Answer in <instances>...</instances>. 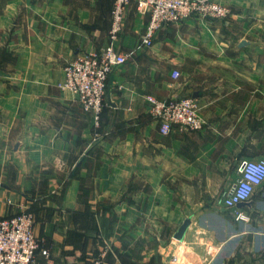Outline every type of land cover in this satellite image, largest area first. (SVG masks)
Listing matches in <instances>:
<instances>
[{
    "label": "crops",
    "instance_id": "obj_1",
    "mask_svg": "<svg viewBox=\"0 0 264 264\" xmlns=\"http://www.w3.org/2000/svg\"><path fill=\"white\" fill-rule=\"evenodd\" d=\"M214 1L227 17L164 25L152 48L129 4L96 125L59 84L110 44L115 0H0V217L33 212L34 264H264V184L246 222L221 202L264 158V0ZM148 96L194 98L203 129L161 134Z\"/></svg>",
    "mask_w": 264,
    "mask_h": 264
},
{
    "label": "built area",
    "instance_id": "obj_2",
    "mask_svg": "<svg viewBox=\"0 0 264 264\" xmlns=\"http://www.w3.org/2000/svg\"><path fill=\"white\" fill-rule=\"evenodd\" d=\"M134 2L139 12H149L142 44L152 48L164 25L180 23L192 16L204 19L227 17L226 6L214 0H115L112 10V25L109 32L110 44L100 53L76 55L64 66V79L59 84L62 90L78 96L86 111L94 113L96 125L106 104L110 76L119 66L127 64L129 55L119 52L115 43L120 40L126 9ZM181 77L179 70L172 71V79ZM151 115L159 122L160 132L168 135L173 128L182 131H199L203 122L198 115V104L192 97L161 100L148 96ZM264 184V158L245 159L238 166V178L225 192L221 202L231 210L238 222H246L248 215L238 207L249 203L255 192ZM35 217L28 210H22L8 217H0V264H34L38 253L49 257V251L42 248L34 234ZM173 264L179 262L173 256ZM93 264H111L102 253Z\"/></svg>",
    "mask_w": 264,
    "mask_h": 264
},
{
    "label": "water",
    "instance_id": "obj_3",
    "mask_svg": "<svg viewBox=\"0 0 264 264\" xmlns=\"http://www.w3.org/2000/svg\"><path fill=\"white\" fill-rule=\"evenodd\" d=\"M245 206H248V203H242V204H239V205H238L239 208H243V207H245Z\"/></svg>",
    "mask_w": 264,
    "mask_h": 264
},
{
    "label": "trees",
    "instance_id": "obj_4",
    "mask_svg": "<svg viewBox=\"0 0 264 264\" xmlns=\"http://www.w3.org/2000/svg\"><path fill=\"white\" fill-rule=\"evenodd\" d=\"M33 213V212H32ZM35 217V216H34Z\"/></svg>",
    "mask_w": 264,
    "mask_h": 264
}]
</instances>
